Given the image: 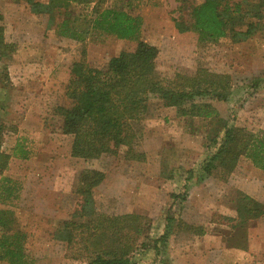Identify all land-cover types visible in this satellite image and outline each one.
<instances>
[{
	"label": "rangeland",
	"instance_id": "1",
	"mask_svg": "<svg viewBox=\"0 0 264 264\" xmlns=\"http://www.w3.org/2000/svg\"><path fill=\"white\" fill-rule=\"evenodd\" d=\"M200 2L108 0L107 5L142 19V34L160 49L157 72L167 86H175L179 76H228V84L223 85L229 99L213 100L212 105L230 126L264 143V17L250 19L259 23V29L247 39L229 34L201 41L196 32H180L176 27L178 20L190 24L193 4ZM0 14L6 40L16 45L12 61H0V142L9 154L18 143L30 152L28 159L12 156L0 175V183L18 190V198L0 199V208L15 211L17 226L26 235L30 264H81L54 233L62 220L80 208L76 190L87 168L105 173L95 190L97 210L145 216L151 224L150 241L158 238L164 233V210L171 194L183 193L190 171L197 173L214 151L208 137L218 129L217 118H183L176 108L153 99L151 113L141 124L137 122L140 136L135 149L144 154L143 161L127 158L125 148L97 159L74 157L73 136L61 133L59 121L50 116L53 106L71 102L65 82L71 66L85 59L102 67L122 51L135 50L137 41L94 30L91 6L75 1L51 14H35L24 0H0ZM65 19L74 22L71 32L73 28L84 31L82 40L63 34ZM246 28L245 23L235 26L237 31ZM55 79L60 83L48 89ZM245 195L264 202V168L251 156L243 155L232 173L218 169L211 176H195L189 182L187 201L177 206L178 217L205 226L206 235L176 232V227L168 238L165 263L155 261L152 250H140L136 264H264V215L247 220L245 250L225 246L220 227L210 222L214 212L237 217L236 202ZM0 264L7 263L0 260Z\"/></svg>",
	"mask_w": 264,
	"mask_h": 264
},
{
	"label": "trees",
	"instance_id": "2",
	"mask_svg": "<svg viewBox=\"0 0 264 264\" xmlns=\"http://www.w3.org/2000/svg\"><path fill=\"white\" fill-rule=\"evenodd\" d=\"M24 1L35 14H51L54 9L68 7L70 1L93 4L91 28L121 40L137 41L135 50L122 51L102 67L85 59L75 61L71 66L66 93L71 102L53 106L50 116L59 121L61 133L73 136L74 157L97 159L104 153H117V149L125 148L127 158L143 161L144 154L135 149L140 136L137 122L141 124L151 113L153 99L160 100L166 107L176 108L183 118H217L218 129L208 137L214 151L205 157L197 173L188 170L185 191L171 194L170 203L164 210V233L158 238L150 241L151 224L145 216L137 213L109 215L97 210L95 190L104 181L105 173L92 168L84 169L79 176L76 192L80 196V208L70 219L62 220L54 233L55 239L65 242L71 257L81 264H136L135 254L140 250H152L155 261L165 263L168 238L177 228L176 232L183 230L198 236L206 235L205 226L193 225L178 217L177 206L187 201L189 182L195 176H211L218 169L225 174L232 173L243 155L253 157L254 163L264 168V143L256 140L252 133L230 126L211 103L229 99L225 86L228 76H179L175 86H167L157 72L160 49L142 34L140 17L132 16L125 9L108 6V0ZM178 1L187 3V0ZM192 16L190 24L176 21L180 32L194 31L201 41H214L229 34L247 39L259 29V23L250 19L264 17V0H202L193 4ZM3 19L0 14V22ZM72 23L68 19L62 21L63 34L82 40L84 31L73 28L71 32ZM244 23L246 30L235 29ZM15 52V43L6 40L5 26L0 24V61H12ZM12 156L28 159L30 152L18 143L13 154H9L2 150L0 142V175L8 168ZM3 180L8 178L3 177ZM1 186L3 202L18 198L15 186ZM236 210L237 217L214 212L210 222L220 227L219 236L227 247L245 250L247 220L264 215V202L245 195L238 198ZM17 224L13 209L0 208V260L7 264H30L24 245L26 235Z\"/></svg>",
	"mask_w": 264,
	"mask_h": 264
},
{
	"label": "crops",
	"instance_id": "3",
	"mask_svg": "<svg viewBox=\"0 0 264 264\" xmlns=\"http://www.w3.org/2000/svg\"><path fill=\"white\" fill-rule=\"evenodd\" d=\"M13 1H15V2H18V1H16V0H13ZM88 6V5H87ZM89 7V6H88ZM93 7V4L91 5V8ZM15 55V54H14ZM14 57V56H13ZM59 80L58 79H55V80H52L48 85H47V87H48V89H49V87H50V85H52V86H54L55 85V83H60V82H58ZM68 81V78H67V80H65V82L66 83H68L67 82ZM18 116H20V115H18ZM41 131H43V129H41ZM226 246V245H225Z\"/></svg>",
	"mask_w": 264,
	"mask_h": 264
}]
</instances>
